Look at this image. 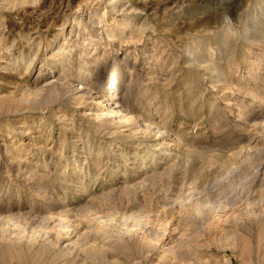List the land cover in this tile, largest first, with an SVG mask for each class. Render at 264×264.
Segmentation results:
<instances>
[{
    "label": "rangeland",
    "instance_id": "374dc122",
    "mask_svg": "<svg viewBox=\"0 0 264 264\" xmlns=\"http://www.w3.org/2000/svg\"><path fill=\"white\" fill-rule=\"evenodd\" d=\"M77 236L264 264V0H0V264H96Z\"/></svg>",
    "mask_w": 264,
    "mask_h": 264
},
{
    "label": "bare ground",
    "instance_id": "6f19581e",
    "mask_svg": "<svg viewBox=\"0 0 264 264\" xmlns=\"http://www.w3.org/2000/svg\"><path fill=\"white\" fill-rule=\"evenodd\" d=\"M109 3H110V7H112L113 8V6L116 4V0L114 1V0H112V1H110L109 0ZM253 26V25H252ZM90 58V57H89ZM91 64V63H90ZM115 71L113 70L111 73H110V76H109V74H108V78H106V79H104V85H106V86H109L111 83H112V81L114 80V78H115ZM115 87V86H114ZM109 89V88H108ZM99 103V102H98ZM99 105V104H98ZM108 111H106V113H107ZM104 115H107V114H104ZM109 115V114H108ZM18 177V176H17ZM63 228H66V227H63ZM63 228H60V230H58V232H57V234L56 235H54V233H53V235L54 236H51V235H49V234H45V241L47 242V244L48 245H46V246H54L55 247V245H57V244H59V242L61 241V240H66V239H68L69 237H71V235L73 234L72 232H69L67 229V231L65 230L64 231V229ZM35 231V230H34ZM50 231V230H49ZM52 233V232H51ZM31 234L33 235V234H35V233H32L31 232ZM30 234V235H31ZM37 234V233H36ZM17 236H19V235H17ZM44 235L42 234V237H43ZM40 237V236H39ZM38 237V238H39ZM64 237V238H63ZM84 237V236H83ZM32 238V237H31ZM30 238V239H31ZM85 239V238H84ZM70 240V239H69ZM86 240V239H85ZM84 240V242L81 240V238L79 237V236H77L76 237V239L74 240V241H72V242H75V243H77V245L78 246H80V245H82V246H86V245H89L88 246V248H89V250L92 252V254L95 256V262H96V264H101V255H100V249L99 248H97V245H96V243L94 242V241H90V242H86ZM35 241V240H34ZM71 241V240H70ZM45 242V243H46ZM68 242V241H67ZM69 243V242H68ZM62 244V243H61ZM69 244H71V243H69ZM69 244H66L67 246L66 247H64L65 249L67 248L68 249V247H69ZM60 245V244H59ZM76 245V246H77ZM90 247H91V249H90ZM99 247V246H98ZM49 248V247H48ZM70 249V248H69ZM166 252H167V250H166ZM178 258V257H177ZM180 258V257H179ZM184 258H182V260H183Z\"/></svg>",
    "mask_w": 264,
    "mask_h": 264
}]
</instances>
